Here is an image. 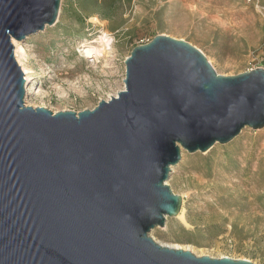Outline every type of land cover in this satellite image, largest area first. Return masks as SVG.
Masks as SVG:
<instances>
[{
  "label": "water",
  "instance_id": "95a60500",
  "mask_svg": "<svg viewBox=\"0 0 264 264\" xmlns=\"http://www.w3.org/2000/svg\"><path fill=\"white\" fill-rule=\"evenodd\" d=\"M62 0H0V264H254L162 245L183 198L167 181L189 153L264 128V62L216 72L157 35L125 59L124 89L94 109L25 104L14 41L54 26Z\"/></svg>",
  "mask_w": 264,
  "mask_h": 264
},
{
  "label": "rangeland",
  "instance_id": "374dc122",
  "mask_svg": "<svg viewBox=\"0 0 264 264\" xmlns=\"http://www.w3.org/2000/svg\"><path fill=\"white\" fill-rule=\"evenodd\" d=\"M115 1L109 13L110 0L103 6L102 0H62L54 26L19 42L31 78L26 105L53 112L94 109L124 89L125 59L157 35L194 45L220 75L264 62V0ZM104 32L107 54L85 58L81 45ZM167 183L183 198L188 225L168 218L152 238L200 257L264 264V128H245L206 152L184 150Z\"/></svg>",
  "mask_w": 264,
  "mask_h": 264
},
{
  "label": "bare ground",
  "instance_id": "6f19581e",
  "mask_svg": "<svg viewBox=\"0 0 264 264\" xmlns=\"http://www.w3.org/2000/svg\"><path fill=\"white\" fill-rule=\"evenodd\" d=\"M107 33L104 32V35L103 37H101L100 40H95V41H92L90 42L89 44H82L81 47L83 48V52H84V57L85 58H90L92 57L93 55H95V57L97 58L98 56H104V54L107 52V47L110 45V39H108L107 37ZM14 46H15V57H16V60L18 62V64H20L22 70L24 71V75L26 77V96H25V99L28 98V95L31 93V88L29 87V83L31 82V78L29 76L30 74V70L29 68L26 67V64H25V59H24V50L21 46V44L17 41H14ZM107 54V53H106ZM40 92V90L36 93V95H38ZM118 95V92L115 93V94H111L109 95L108 97V100L112 97H116ZM182 155H184V149H182ZM174 167L172 168V171H173ZM184 203V201H183ZM177 218L188 225V222H187V219H186V214H185V208L184 206H182V209L179 213V215L177 216ZM167 246V245H165ZM171 248H174V249H183V250H189V251H192L190 248H187V247H183V246H179V245H176V246H169Z\"/></svg>",
  "mask_w": 264,
  "mask_h": 264
},
{
  "label": "trees",
  "instance_id": "16d2710c",
  "mask_svg": "<svg viewBox=\"0 0 264 264\" xmlns=\"http://www.w3.org/2000/svg\"><path fill=\"white\" fill-rule=\"evenodd\" d=\"M107 1H109V0H102L101 6H103L102 4L106 3ZM110 2L111 3L107 6V10H108L109 13H113L115 11V9H116V1L115 0H110Z\"/></svg>",
  "mask_w": 264,
  "mask_h": 264
},
{
  "label": "built area",
  "instance_id": "2783aa9c",
  "mask_svg": "<svg viewBox=\"0 0 264 264\" xmlns=\"http://www.w3.org/2000/svg\"><path fill=\"white\" fill-rule=\"evenodd\" d=\"M149 42V41H148ZM148 42H146V43H148ZM143 44H145V43H143Z\"/></svg>",
  "mask_w": 264,
  "mask_h": 264
}]
</instances>
